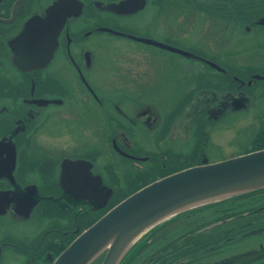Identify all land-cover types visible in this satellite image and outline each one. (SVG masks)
Returning <instances> with one entry per match:
<instances>
[{"label": "flooded vegetation", "instance_id": "flooded-vegetation-1", "mask_svg": "<svg viewBox=\"0 0 264 264\" xmlns=\"http://www.w3.org/2000/svg\"><path fill=\"white\" fill-rule=\"evenodd\" d=\"M208 14L223 22L204 27ZM237 24L253 42L246 61L227 47ZM172 66L170 79L157 74ZM158 98L176 100L163 118L154 102L140 103ZM190 107V150L149 149L136 138L160 126L154 138H162ZM230 131L226 152L214 135ZM94 134L131 165L126 184L92 150ZM61 137L72 143L67 153ZM258 148L264 0H0V264H51L116 198ZM65 161H84L89 171L77 177L111 191L103 208L75 197V174L74 192L62 183ZM244 208L223 219L198 215L148 259L127 264H264V196Z\"/></svg>", "mask_w": 264, "mask_h": 264}, {"label": "water", "instance_id": "water-1", "mask_svg": "<svg viewBox=\"0 0 264 264\" xmlns=\"http://www.w3.org/2000/svg\"><path fill=\"white\" fill-rule=\"evenodd\" d=\"M89 168L84 161L63 162L62 183L71 191L70 175L77 177ZM84 178L76 179L75 197L103 208L111 191L104 195L95 178ZM262 189L264 150L182 170L147 185L114 206L51 264H93L101 256V264H120L146 234L173 217Z\"/></svg>", "mask_w": 264, "mask_h": 264}, {"label": "rangeland", "instance_id": "rangeland-1", "mask_svg": "<svg viewBox=\"0 0 264 264\" xmlns=\"http://www.w3.org/2000/svg\"><path fill=\"white\" fill-rule=\"evenodd\" d=\"M189 12L191 11V8H188ZM223 18L218 19L214 14H208L204 18V27L206 28H213V20H219V22H223ZM212 20V21H211ZM211 21V22H209ZM215 28V27H214ZM230 43L227 44V47H232L238 55V61L239 60H245L244 59V53H246L247 50H249L250 46L252 45V39L250 37H247V34H245V31H243V27L240 24L235 25L234 27H230ZM208 48L210 50L215 49L213 45H208ZM246 61V60H245ZM173 70L172 67H167V71L164 70L160 71L157 70V74L159 75H166L168 79L171 77V71ZM204 100V97L199 98L197 100V103L200 105V100ZM154 106L158 108V111L160 115L162 114V118L164 116V113L168 108L170 107V103L176 102L175 99H167V98H158L157 100H140V103L142 104H153ZM193 114H192V107L186 111L182 116H179L174 125L172 130L166 134L160 139L154 138V134L156 132H159L161 129V126L153 131H144L145 133H139L136 132L137 137L141 140L140 142L149 149H155L159 148L162 151L165 152H176V151H185L190 150L193 143L192 138V126H193ZM161 117V116H160ZM250 119V118H249ZM248 120V119H247ZM253 121V120H252ZM239 127V126H237ZM91 133V132H90ZM109 134V133H108ZM134 135V133H133ZM234 132H220L218 134L214 135V140L222 145L225 148L226 152H231L233 150L232 147L228 145L231 138H233ZM72 143L70 141H66L63 137L60 138V146L62 149H64V152H69L70 150H67ZM92 147L94 152H98L103 157L107 158V161L114 167H116L118 173V177L120 180V183H122V179H124V183L126 184L127 180L130 178H133L135 176V173L132 171V167L129 164V162L126 159H122L114 154L113 148L110 146L109 143H107L104 138H100L97 135L92 136ZM115 170V168H114ZM116 171V170H115Z\"/></svg>", "mask_w": 264, "mask_h": 264}, {"label": "trees", "instance_id": "trees-1", "mask_svg": "<svg viewBox=\"0 0 264 264\" xmlns=\"http://www.w3.org/2000/svg\"><path fill=\"white\" fill-rule=\"evenodd\" d=\"M239 1H245V0H239ZM258 149H262V148H258ZM185 168H182V169H185ZM182 169H179L176 171H180ZM172 173H175V171L167 172L162 177L170 175ZM155 180L157 179H154L150 182H146L142 187L146 186L147 184ZM139 189L140 188L136 189L134 192H136ZM260 195L264 196V189L255 191L252 193L244 194L241 196L233 197V198H230V199H227V200L215 203V204H211L208 206H204L198 209L190 210L188 212L179 214L173 217L172 219L164 222L160 226L154 228L148 234H146L138 243H136L132 247V249L126 254V256L123 258L120 264H127L128 261H130L131 259H135L138 256H142L141 258L148 259L149 256L147 254L153 250L155 251L160 248L162 249L167 244V239L171 238L172 235H175V234L180 235L182 232V225L184 223L190 222L192 220H195L196 223H200L201 222L200 220L202 219H198L196 217L198 215H205V217L209 216L208 219H205L206 221V220L214 219L216 217L217 218L221 217L222 215L224 216L226 212L228 215L233 214V212L238 214L245 210L244 206L247 205L249 200L251 199L257 200ZM127 196H121L119 198H116L115 202H113L110 205V208L111 206L113 207V205L115 206L117 203L125 199ZM110 208H108V210ZM108 210L101 211L99 213H92L94 214L93 216L96 215V218L91 222V225L94 222H96L97 219H99L98 217H101L102 215H104ZM223 216L221 217V219L224 218ZM189 225H192V224H189ZM95 264H98V263H95Z\"/></svg>", "mask_w": 264, "mask_h": 264}]
</instances>
